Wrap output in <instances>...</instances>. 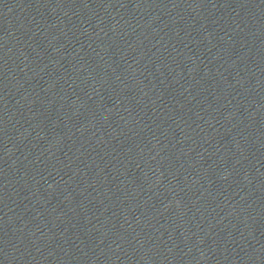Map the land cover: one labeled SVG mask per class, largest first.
<instances>
[{
	"label": "water",
	"instance_id": "obj_1",
	"mask_svg": "<svg viewBox=\"0 0 264 264\" xmlns=\"http://www.w3.org/2000/svg\"><path fill=\"white\" fill-rule=\"evenodd\" d=\"M0 264H264V0H0Z\"/></svg>",
	"mask_w": 264,
	"mask_h": 264
}]
</instances>
